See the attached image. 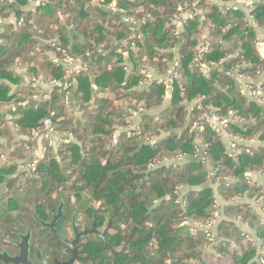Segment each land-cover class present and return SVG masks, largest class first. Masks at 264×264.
I'll use <instances>...</instances> for the list:
<instances>
[{
    "label": "trees",
    "instance_id": "obj_1",
    "mask_svg": "<svg viewBox=\"0 0 264 264\" xmlns=\"http://www.w3.org/2000/svg\"><path fill=\"white\" fill-rule=\"evenodd\" d=\"M32 1L0 0V147L8 127L19 144L7 156L0 152L2 247L11 250L29 229L31 243L52 262V241L65 247L39 222H49L62 200L67 215L56 223L59 232L70 237L72 215L78 231L89 229L95 213L103 234L83 235L73 264H264V186L251 180L264 173V148L238 145L232 157L202 120L212 112L230 119L228 134L264 141V104L238 83L253 86L264 71L247 20L263 27L264 0H245L248 14L224 10L226 0H35L30 9ZM179 8L194 19L178 30L172 20ZM205 29L202 73L193 59ZM64 54L81 68L67 86H50L65 78ZM174 60L167 84L141 72L164 77ZM45 120L70 140L55 151L44 143L35 169L18 172L36 149L32 131ZM216 194L223 204L207 235L194 226L213 221ZM67 251L57 259L69 258Z\"/></svg>",
    "mask_w": 264,
    "mask_h": 264
},
{
    "label": "built area",
    "instance_id": "obj_2",
    "mask_svg": "<svg viewBox=\"0 0 264 264\" xmlns=\"http://www.w3.org/2000/svg\"><path fill=\"white\" fill-rule=\"evenodd\" d=\"M244 3V0H232V3H229L228 6L231 7L232 9H238L239 7H241V4ZM179 10H181L179 12V14H176L174 19L172 20L173 23H175V25L177 26V28L180 29L183 26V23L186 22V20H191L194 19V14L189 11V10H182L179 8ZM127 22H131L130 20H126ZM133 24V23H132ZM134 25V24H133ZM204 40L201 44L198 45L197 47V56L193 59L194 63H196V65L199 66V70L202 73H206L207 71V64L206 63H201L200 59L203 56V54L206 53L207 49H208V44L206 41V35H203L202 37ZM126 45V44H125ZM131 46H133V43H131ZM133 48V47H132ZM59 50V48H57ZM60 63L63 65L64 70H65V78L63 80H53L50 84V86H67V82L66 80L70 77V75L76 71V69H80L81 65L78 59H76L75 57L71 56V55H67L64 54L63 57L60 60ZM177 64V61L174 60L171 64H170V68L168 70V74L165 75L164 77H155V75L153 76V74L150 72V69H143L141 72L143 74H147L148 78L151 79H157V82H161L164 84H167L170 82V74H176V72L174 71L175 69V65ZM126 69V67H125ZM238 80L241 82V89L244 90V78H239ZM247 81V80H246ZM73 82V81H72ZM260 85L261 82H259L258 80L256 81V83L253 84L251 81L249 83H245V87L248 89L249 94L251 96L252 99L255 100H259L264 104V93L263 91L260 89ZM35 97H33L34 99ZM200 99H197L196 102L199 103ZM65 102L68 103L69 101L67 100V98L65 99ZM27 102H24L22 105H26ZM202 120L203 123L206 124L207 126H209V128L211 130H213L214 132H216L221 138H223L224 135L227 134L226 131V125L228 123V121L230 120L229 118H221L216 114H213L212 112H206L202 115ZM129 130V129H128ZM125 131H127L125 129ZM127 134L129 135V133L127 132ZM32 137L36 140L37 142V148L34 150L33 154H32V160L28 165V169L29 171H33L36 167V164L43 158L44 154H43V150L41 147V143L42 145L44 143H46L47 145H49L53 151L56 150V147L60 144V143H66L70 140V137L68 136H64L62 138V136H60L58 133L55 132L54 127L50 124V122L48 120H45L44 122V127L40 130H33L32 131ZM231 139L227 141L226 145V152L232 156V157H236V155L238 153H240V149L238 148V145H244V140L234 137L232 135H230ZM202 150V148H201ZM248 152V151H247ZM202 154V152H201ZM200 154V158L203 156ZM204 159V158H203ZM252 180V178H251ZM216 205H217V209L214 210V219L213 221H211V223L202 226V225H196L194 226V229L201 228L204 231L207 232V235H210L209 232H212V229L214 227V225L217 222V217L220 216V205L218 204L217 200H216ZM260 222L264 225V215L261 216V220ZM194 231V230H193ZM258 261L260 263H264V253H262L261 255H259L258 257Z\"/></svg>",
    "mask_w": 264,
    "mask_h": 264
},
{
    "label": "flooded vegetation",
    "instance_id": "obj_3",
    "mask_svg": "<svg viewBox=\"0 0 264 264\" xmlns=\"http://www.w3.org/2000/svg\"><path fill=\"white\" fill-rule=\"evenodd\" d=\"M0 188H3L2 192H4L5 187L4 186H1ZM16 191H17L16 188H14L13 191L10 192L9 197H12L14 195V192H16ZM64 203L65 202H63L62 200L59 202L58 208H57L55 214H52V218H51V220L49 222H42V221L39 222V224H41L40 227L42 229L43 228L47 229L49 231V233H51L52 236L54 238H56V240H58V242H60L61 244H63L64 247H65V248H62L60 246H57L56 247L55 241H52L51 250L49 251L51 253V256L53 255L52 262H50L49 260L43 258L42 254H41V251L36 246V243H31L32 232L29 229H26V231L23 234H21V233L18 234L19 240H14L13 241V248L11 250L4 249L2 247V245L0 244V253L6 252L10 257L17 256L19 254V252H20V248L18 247V244L21 242L22 237L24 235H26L27 232H29L28 250H27V258H28V260L32 264H60V263L68 262L72 258V256H73V248H75V251H76V244L78 243L79 239L83 235H85V234L82 235V233L84 231H86L87 233L88 232L89 233H95V234L98 233L99 235H103L100 232H98V230H96V228H95V213L93 214L91 227L89 229H84V230L78 231L75 228V225H74L75 216L72 215L71 218H70V224H71L70 225L71 226V233H70L71 235H70V237H69V235H67V233L62 234L63 231L59 232L58 229L55 227L56 226V223H57V221L61 217H64L65 218L66 215H67V210L64 208ZM54 218H56V220H55V223H54V226H53L52 229L50 227H48V226H45L44 227L42 225V223H50ZM63 223L66 225V220L65 219H64ZM92 228H94V232H90L92 230ZM63 230H65V229L63 228ZM66 231H67V229H66ZM44 236L47 237V234H45ZM74 240H75V242H74V244L72 246L70 243L73 242ZM14 247L16 248V250L14 249ZM56 248L59 249V250H61V253L60 254H56V250H55ZM67 250H69V252H70L69 253V258H66V259H64L62 261H59L57 259V256L63 257L65 255H67L68 254V251ZM76 254H77V251H76ZM76 258H78V256ZM0 262L2 264H4L3 261H0ZM8 264H12V263H8ZM17 264H21V263H17Z\"/></svg>",
    "mask_w": 264,
    "mask_h": 264
},
{
    "label": "crops",
    "instance_id": "obj_4",
    "mask_svg": "<svg viewBox=\"0 0 264 264\" xmlns=\"http://www.w3.org/2000/svg\"><path fill=\"white\" fill-rule=\"evenodd\" d=\"M214 1L222 4V0H214ZM229 3H232V0H226L223 3L224 10L227 9ZM250 5H251V1H245V0H244V3L241 4V8H243V9L245 8L246 9V11H245L246 14L249 13V10H250L249 6ZM34 6H35V0H33L30 3L29 8L30 9H33ZM123 20H125V19H123ZM247 20L249 21L250 26H252V28L256 31V40H258V44L261 43L263 45V42H264V25H263V27L262 26H258L256 23H254L252 21V19H250V16L249 15L247 16ZM207 34H208V31H207V29H205L203 31V35H207ZM262 57H264V56H262ZM150 72L152 73V71H150ZM152 74H155V73L153 72ZM257 80L259 82H262L264 80V71L259 74L258 79H256L254 83H256ZM250 81H251L250 79H245L244 78V90L243 91H244V93H247L248 95H250V94H249L248 89L245 87V83H249ZM238 83H239L240 88H241V82L238 81ZM44 87L45 86H43L42 88H44ZM221 139L226 144L227 141L231 139L230 134L227 133ZM196 142H197L196 145L200 149V154H201V152H202L201 151V148H202L201 142L199 140H197ZM244 145L247 146V147H249V148H251V149H253L254 151H257V149H259V148H264V141H260V140H257V138H254V139L248 140V141L244 140ZM210 167H211L210 166V163L207 161V169H210ZM252 180H254L256 184H259V185L264 186V173H262V172H256V173L252 174ZM216 198H217L218 204L221 206V204H223V201L221 200V198L217 194H216ZM244 201L246 203H249L255 209V211L256 210L257 211L259 210V204L256 203L254 201V199H252V198H245ZM260 214H261V212H260Z\"/></svg>",
    "mask_w": 264,
    "mask_h": 264
},
{
    "label": "water",
    "instance_id": "obj_5",
    "mask_svg": "<svg viewBox=\"0 0 264 264\" xmlns=\"http://www.w3.org/2000/svg\"><path fill=\"white\" fill-rule=\"evenodd\" d=\"M115 5V2L113 3ZM114 10V7H112L110 9V11H113ZM116 14L118 16H123V13L118 11L116 12ZM123 23L129 25L130 27H133V24L131 22H127L126 20H122ZM259 46V52L262 56H264V47L263 45L260 43L258 44ZM72 99L70 98V103H71ZM126 109H132L134 111H138V109L136 107H134L133 105H128L126 107ZM240 127H242L244 124H239ZM117 136V134L115 135V137ZM200 159V156H198L196 158V160H199ZM32 160V157L29 159V162H31ZM221 183H225V181H222ZM3 188H0V194L2 192ZM55 220L56 218H54L50 223H42V225L45 227V226H48L50 227L51 229L53 228L54 226V223H55ZM90 232H94V228H92V230ZM87 232L84 231L82 233L83 234H86ZM97 235H99L98 233H96ZM99 236H102L103 235H99ZM28 238H29V232H27L26 235H24L21 239V242L18 244V247L20 248V252L17 256L15 257H10L6 252H3V253H0V261H3L4 264H8V263H12V264H17V263H21V264H32L28 258H27V250H28ZM76 240V239H75ZM71 242L70 244L73 246L74 242ZM77 257V254H76V251H75V248H73V256L72 258L68 261V262H65V263H60V264H73L74 260L76 259Z\"/></svg>",
    "mask_w": 264,
    "mask_h": 264
},
{
    "label": "rangeland",
    "instance_id": "obj_6",
    "mask_svg": "<svg viewBox=\"0 0 264 264\" xmlns=\"http://www.w3.org/2000/svg\"><path fill=\"white\" fill-rule=\"evenodd\" d=\"M179 29H180V26H179L178 30ZM6 130H7V135H5V136L3 135L4 136L3 148L0 147V152L2 153V156H3V154L4 155L6 154V156H7V153L9 154V151H11L13 146H18L19 145L18 141L14 137L11 136V132H13V129L11 127H8V129H6ZM37 146H39V145H37V142H36V148H37ZM41 147H42V143H41ZM7 150H8V152H6ZM32 154H33V152L31 153V156H32ZM31 156H30V158H31ZM19 162H21V161H19ZM25 162H27V160H23L22 164H18L19 166H18L17 171L18 172H24L25 174H29V173L32 172V171L29 172V169H28V165H29L30 162L29 161L27 163H25ZM20 181H22V180H20ZM257 212L260 213V210H258ZM244 228H246V227H244ZM250 233H251L252 236H254L253 232H250Z\"/></svg>",
    "mask_w": 264,
    "mask_h": 264
}]
</instances>
